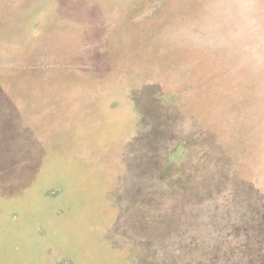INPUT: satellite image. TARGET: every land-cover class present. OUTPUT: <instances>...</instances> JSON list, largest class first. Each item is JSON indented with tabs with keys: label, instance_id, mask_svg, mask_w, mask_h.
<instances>
[{
	"label": "rangeland",
	"instance_id": "obj_1",
	"mask_svg": "<svg viewBox=\"0 0 264 264\" xmlns=\"http://www.w3.org/2000/svg\"><path fill=\"white\" fill-rule=\"evenodd\" d=\"M0 264H264V0H0Z\"/></svg>",
	"mask_w": 264,
	"mask_h": 264
}]
</instances>
